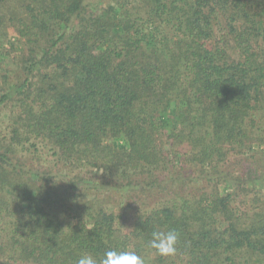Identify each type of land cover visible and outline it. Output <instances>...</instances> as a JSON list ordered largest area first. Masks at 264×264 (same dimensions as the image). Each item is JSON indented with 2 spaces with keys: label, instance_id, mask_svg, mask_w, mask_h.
<instances>
[{
  "label": "trees",
  "instance_id": "1",
  "mask_svg": "<svg viewBox=\"0 0 264 264\" xmlns=\"http://www.w3.org/2000/svg\"><path fill=\"white\" fill-rule=\"evenodd\" d=\"M3 112L0 264H264V0H0Z\"/></svg>",
  "mask_w": 264,
  "mask_h": 264
},
{
  "label": "clouds",
  "instance_id": "2",
  "mask_svg": "<svg viewBox=\"0 0 264 264\" xmlns=\"http://www.w3.org/2000/svg\"><path fill=\"white\" fill-rule=\"evenodd\" d=\"M177 241L178 233L175 230L153 231L148 246L161 256H173L177 250ZM76 264H146V261L135 251L112 249L106 251L99 262L93 255L85 253Z\"/></svg>",
  "mask_w": 264,
  "mask_h": 264
},
{
  "label": "rangeland",
  "instance_id": "3",
  "mask_svg": "<svg viewBox=\"0 0 264 264\" xmlns=\"http://www.w3.org/2000/svg\"><path fill=\"white\" fill-rule=\"evenodd\" d=\"M6 46H8L6 44ZM21 46L20 44H16V50H19L18 47ZM18 52L14 51L11 53V55L5 59L3 65H1L2 68H8L11 70L12 74L10 75L11 78H16V76H19L20 73V68H19V64H15V60L18 57ZM14 61V62H13ZM7 120V117H5V113L3 112L0 115V125H3V123H5V121ZM47 151L46 149H44V152Z\"/></svg>",
  "mask_w": 264,
  "mask_h": 264
}]
</instances>
